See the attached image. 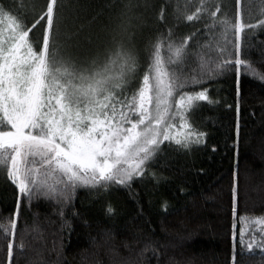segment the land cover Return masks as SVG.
Segmentation results:
<instances>
[{
    "label": "trees",
    "instance_id": "1",
    "mask_svg": "<svg viewBox=\"0 0 264 264\" xmlns=\"http://www.w3.org/2000/svg\"><path fill=\"white\" fill-rule=\"evenodd\" d=\"M189 8L199 0H58L54 38L65 54L78 63L87 64L110 45L113 36L130 39L138 53L136 72L126 85L129 95L149 63L151 44L158 34L173 37L196 32L194 40L214 62L233 52L232 30L227 43L219 24H211L210 11L219 6L217 17L233 22L236 0H205L206 11L199 20L185 21L174 11L177 3ZM47 0H0V8L10 11L30 28L34 48L42 47L44 23L32 27L46 8ZM168 4L164 19H158L160 6ZM259 0H240L241 19L255 23L260 19ZM0 29L8 37V21L0 17ZM101 31L102 33H100ZM193 41H189L191 45ZM225 47L221 53L215 46ZM264 26L246 28L242 34V58H247L259 73H264ZM167 60V50H162ZM169 68L177 65L169 64ZM199 74L198 60L190 57L182 72ZM179 72V69H178ZM208 89L212 102L198 101L185 113L195 129L206 133L204 142L190 149H178L165 141L162 151L149 162L143 179H134L131 189L112 185L108 190L89 186L77 187L73 204L79 212L60 217L56 205L44 197L29 200L21 195L0 167V264H131L135 251L123 247L122 241L147 238L157 242L162 255L160 264H262L264 252L248 250L252 235L259 239L264 225L251 218L264 215V81L234 68L215 69L202 84L189 83L181 91ZM177 116L174 120L178 126ZM213 145L215 150H213ZM31 159V158H29ZM155 172L158 180L153 179ZM233 187L235 215L233 213ZM18 216H13L17 210ZM166 202V203H165ZM108 205L114 209L107 211ZM245 217L247 222H241ZM17 220L15 235L10 219ZM65 220L68 223H65ZM235 225V227H234ZM244 229L245 246L240 243ZM235 234V238H234ZM13 244L8 256V244ZM23 244L21 248L20 245ZM141 245L132 244L133 249ZM156 264L150 251L145 253ZM147 264V261L143 262Z\"/></svg>",
    "mask_w": 264,
    "mask_h": 264
},
{
    "label": "snow or ice",
    "instance_id": "2",
    "mask_svg": "<svg viewBox=\"0 0 264 264\" xmlns=\"http://www.w3.org/2000/svg\"><path fill=\"white\" fill-rule=\"evenodd\" d=\"M57 2L47 0L43 14L32 23L35 27L44 22L40 48L33 47L28 24L0 8V17L8 21L9 30L5 37L0 29V167L6 169L8 179L21 195L29 200L44 197L52 201L62 218L66 214L79 215L73 204L77 187L108 190L117 185L130 190L134 179L145 177L149 162L162 151L160 145L165 141L185 150L204 142L206 133L195 129L185 113L198 101L212 102L208 89L181 91L175 100L176 110L172 111L171 100L178 89L189 83L202 84L215 69L226 66L234 68L237 76L243 68L245 73L264 81V73L257 72L252 61L242 58L244 30L264 26V0L258 3L262 18L251 24L241 19L240 0H236L234 22L226 15L217 17L219 6L210 11L211 24L205 27L219 24L225 43L229 30L234 37L233 52L219 62H214L203 51L205 46L194 40L196 32L179 40L174 39L171 27L167 36L158 34L151 44L149 63L130 95L126 85L138 66V53L130 39L113 36L101 54L87 64L78 63L72 55L63 53L55 41ZM204 3L205 0H199L198 5L192 6L194 10L187 2L183 8L177 3V19L182 16L188 22L199 20L206 11ZM167 7V3L160 6L158 19H164ZM215 47L221 53L226 50L220 44ZM164 49L167 60L162 55ZM190 57L198 60L199 74L195 69L192 75L182 72ZM169 64L177 68H169ZM177 116L178 127L174 122ZM152 177L158 180L155 172ZM232 191L235 215V187ZM18 208L19 201L13 216H18ZM107 211L113 213L114 209L108 205ZM251 219L264 225V215ZM241 222L247 219L241 217ZM9 223L14 236L17 220L11 218ZM0 228L9 232L4 225ZM240 243L245 246L243 227ZM122 244L139 258L131 264H151L150 258L145 257L150 250L156 264H160L163 245L147 238L125 239ZM132 244L141 247L133 249ZM12 248L10 242L9 257ZM246 248L264 252V229L259 239L256 235L250 237ZM233 261L235 264V256Z\"/></svg>",
    "mask_w": 264,
    "mask_h": 264
},
{
    "label": "rangeland",
    "instance_id": "3",
    "mask_svg": "<svg viewBox=\"0 0 264 264\" xmlns=\"http://www.w3.org/2000/svg\"><path fill=\"white\" fill-rule=\"evenodd\" d=\"M99 32L102 33L101 31H99ZM178 122H179V120H178ZM178 126H179V125H178ZM178 126H177V127H178ZM259 225H260V224H258V226H259Z\"/></svg>",
    "mask_w": 264,
    "mask_h": 264
}]
</instances>
